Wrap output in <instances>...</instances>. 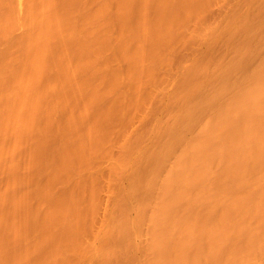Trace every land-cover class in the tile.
Returning a JSON list of instances; mask_svg holds the SVG:
<instances>
[{
  "label": "bare ground",
  "instance_id": "bare-ground-1",
  "mask_svg": "<svg viewBox=\"0 0 264 264\" xmlns=\"http://www.w3.org/2000/svg\"><path fill=\"white\" fill-rule=\"evenodd\" d=\"M195 3L202 0H0V264H89L95 257L108 264L109 253L135 247L130 228L144 236L141 264H264L263 2L226 19L230 57L213 58L215 77L195 92L183 82L180 116L163 134L151 133L152 146L136 163L147 165L144 184L130 175L119 217L110 211L95 231L93 173L68 177V170L87 172L106 133L111 102L101 111L97 104L123 83L132 93L141 89L164 60L155 48L184 32L199 12ZM109 50L125 75L103 73L97 60ZM204 69L197 62L187 74ZM47 137L56 143L55 164L42 180ZM60 176L69 180L61 200L49 193ZM26 184L57 201L39 218ZM84 187L86 208L78 204ZM30 218L38 236L22 246ZM86 229L93 250L83 246ZM103 237L115 242L99 249Z\"/></svg>",
  "mask_w": 264,
  "mask_h": 264
},
{
  "label": "rangeland",
  "instance_id": "rangeland-1",
  "mask_svg": "<svg viewBox=\"0 0 264 264\" xmlns=\"http://www.w3.org/2000/svg\"><path fill=\"white\" fill-rule=\"evenodd\" d=\"M255 1L202 0V3L193 4L194 7L200 6L199 12L185 22L186 29H184V32L190 30L192 35L179 31L174 40L170 39V45H168L169 38L166 37L165 44L155 48V53L162 56L164 60L154 66L153 74L144 79L141 89L132 93L127 84L123 83L110 92L111 96L103 98L97 104L96 110L101 111L111 102L112 113L103 125L106 133L100 136L98 144L91 152L87 172L86 170L81 172L75 169L68 170L70 179L73 175H77L80 179L85 180L89 171L93 173L96 181V199L95 212L91 217L95 231L103 228L110 211L115 213L116 218L121 215L119 203L123 197L129 195L127 187L132 173H136L137 176L140 175V183L144 184L148 170L147 165L145 163L137 166L136 163L141 160L142 153L151 148V133L163 134L168 123L180 116L183 82H189L193 86L191 91L195 92L206 81L215 77V66L212 62L215 56L222 55L226 60L229 59L231 42L223 32L222 27L232 10L237 9L240 15L250 14L253 12L252 3ZM258 1L259 4L260 2L264 3V0ZM229 18L231 20V17ZM22 31V27L17 28L13 34L19 36L23 33ZM257 34L258 32L255 30L254 33L250 34V37L255 38ZM3 44L4 41L0 42V46ZM152 61V54L150 53L146 58V63L150 65ZM197 62H202L205 69L188 76L187 71ZM97 63L102 65L103 73L107 75L112 72L126 74L124 63L116 59L110 50L102 53ZM136 96L138 101L134 102L132 99ZM161 141L160 143H163L165 139L161 138ZM184 145L185 143L182 141L176 145V149L182 148ZM44 146L47 150L48 159L44 162L40 172L42 180L50 176V171L55 164L52 150L56 147V143L51 137H47ZM62 177L55 179L49 185V193L59 200L64 198L68 186L67 181H69L67 178L62 179ZM23 188L30 191L28 204L30 208H34L33 216L35 218L42 216L48 208L57 203V201L51 202L37 197L34 185L26 184ZM89 191L88 187H84L80 191L78 204L82 208L88 206ZM129 212L131 216L136 215L134 209H130ZM27 222L32 227L24 235L18 237L19 244L22 246H25L30 239L38 236L32 218ZM128 234L136 242L135 247L129 248L125 252L109 253L107 258H110V261L108 264H141L140 242L143 241L144 236H141L134 228H130ZM81 237L84 248L93 250V233L86 229ZM110 239L107 237L99 239V249L105 246L104 243L108 241L115 242V240ZM42 245L43 247L46 246L45 243ZM73 264H87V262L82 261ZM89 264H100V257H95Z\"/></svg>",
  "mask_w": 264,
  "mask_h": 264
}]
</instances>
